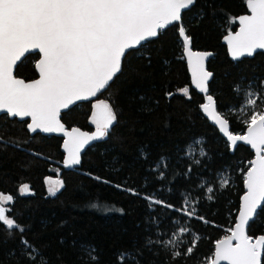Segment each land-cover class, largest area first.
<instances>
[{
  "label": "trees",
  "instance_id": "16d2710c",
  "mask_svg": "<svg viewBox=\"0 0 264 264\" xmlns=\"http://www.w3.org/2000/svg\"><path fill=\"white\" fill-rule=\"evenodd\" d=\"M246 13L244 0H196L183 14L192 50L212 55L207 63L212 73L209 94L233 134L245 133L240 108L250 86L264 88V53L232 62L221 42L238 27L231 21ZM129 52L122 72L95 99L109 102L117 120L108 137L85 151L76 169L63 168L61 138L31 136L27 120L0 116V193L14 197L8 215L48 264H121V253H131L139 264H207L215 241L229 235L235 224L252 151L238 145L230 152L204 117V97L190 85L174 26ZM36 59L29 54L17 65L15 76L34 80ZM186 87L188 96L183 94ZM95 100L62 113V123L92 132L89 118ZM47 177L63 181L55 195L47 194ZM224 180L229 181L227 187H221ZM24 184L29 191L21 195ZM208 187L214 192L208 193ZM153 199L173 207L150 208ZM185 199L196 208V218L183 215ZM180 227H187L190 235H181ZM247 231L254 238L264 234V205ZM149 238L171 239L181 257L172 260L170 253L176 249L148 245ZM20 240L18 232L8 236L0 231V264H29L21 256ZM188 241L195 250L185 256ZM86 249H94V260ZM135 261L125 259L123 264Z\"/></svg>",
  "mask_w": 264,
  "mask_h": 264
},
{
  "label": "snow or ice",
  "instance_id": "6c2138e0",
  "mask_svg": "<svg viewBox=\"0 0 264 264\" xmlns=\"http://www.w3.org/2000/svg\"><path fill=\"white\" fill-rule=\"evenodd\" d=\"M244 3L247 14L234 18L231 23L238 24V29L228 31L224 37L233 60L253 57L258 50H264V0H244ZM195 4L196 0H0V113L22 120L30 118L27 128L32 133L38 130L63 133L67 154L63 165L65 168L79 165L85 145L108 137L117 116L109 102L95 100L90 120L95 131L89 134L79 128L67 130L60 119L61 111L78 101L96 98L122 72L126 53L131 54L129 50L139 51L145 42L174 26L182 58L186 59L191 72V83L205 94L206 102L200 106L203 114L218 126L233 149L238 142H243L255 154L244 173L246 193L238 218L229 229L230 235L215 241L207 264H262L264 234L254 238L247 228L264 205V88L252 90L250 86L242 100L244 106L240 108L246 117L243 120L246 132L233 134L228 119L217 111L214 97L208 94L212 73L206 70L205 61L211 53L193 51L191 37L183 25V14ZM26 54L37 57L38 78L31 82L14 75L18 62L28 58ZM183 94L189 95L187 87ZM258 101L262 104L259 108ZM159 178H164L163 172ZM45 182L51 195L64 186L59 179ZM228 183L224 180L221 187H227ZM28 191L27 184L19 189L21 195ZM207 192L211 194L214 189L208 187ZM132 194L138 195L134 191ZM208 199L213 196L209 195ZM13 202L12 195L0 193V231L8 236L14 232L21 234V256L29 264H48L39 249L23 237L24 228L8 215L12 211L8 205ZM153 204L173 207L159 199L150 200L149 207ZM184 204L187 208L183 215L196 218V208L188 199ZM179 232L183 236L190 235L187 227H180ZM146 243L163 244L165 250L169 246L176 249L170 253L172 260L182 255L179 245L171 239L153 241L149 238ZM194 250L195 244L188 241L183 255L189 256ZM85 252L90 260L95 259L94 249ZM119 259L121 264L125 259L135 261L131 253H121Z\"/></svg>",
  "mask_w": 264,
  "mask_h": 264
},
{
  "label": "water",
  "instance_id": "95a60500",
  "mask_svg": "<svg viewBox=\"0 0 264 264\" xmlns=\"http://www.w3.org/2000/svg\"><path fill=\"white\" fill-rule=\"evenodd\" d=\"M247 14V13H246ZM237 26H238V24H237ZM237 29H238V27H237ZM236 29V30H237ZM225 37V36H224ZM224 37L222 38V44L226 47V50H227V54H228V57H229V59L232 61V62H237V61H240V60H233L232 58H231V56H230V54H229V52H228V48H227V45H226V43L224 42ZM146 43V42H145ZM130 51V50H129ZM194 51V50H193ZM200 52V51H199ZM204 53H207V52H204ZM257 53H264V50H258L257 51ZM256 53V54H257ZM27 56L29 55V54H26ZM211 56L212 55H209L208 57H207V59H206V61H205V68H206V70H207V63H208V61H209V59L211 58ZM245 58H252V57H245ZM184 59V62H185V64H186V69H187V73H188V75H189V78H190V85H191V87H192V89H194L199 95H202L203 97H204V95L205 94H203V93H200L199 92V90H197V89H195V87L192 85V83H191V72H190V70H189V68H188V66H187V62H186V59L185 58H183ZM243 59V58H242ZM22 60H23V58H22ZM20 62H18V64H19ZM35 72H36V70H35ZM14 75H15V71H14ZM18 78V77H17ZM38 78V73L36 72V78L35 79H37ZM32 81V80H31ZM31 81H26V82H31ZM211 81V78L209 79V81H208V85H209V82ZM104 91V90H103ZM102 91V92H103ZM209 94V93H208ZM99 95V94H98ZM97 98V97H96ZM96 98H93L92 100H89V101H93V100H95ZM82 102H88V101H78L75 105H71L68 109H64V110H62L61 111V114L62 113H64V112H66V111H68L69 109H71V108H73L74 106H76L77 104H79V103H82ZM204 102H206L205 100H204ZM203 113V112H202ZM1 115H7L6 113H0V116ZM204 115V114H203ZM204 117L206 118V119H208L205 115H204ZM9 119H17L18 121H28V123H30L31 121H30V118H25V119H20V118H13V117H9ZM60 119H61V116H60ZM208 121L217 129V131L219 132V134L221 135V137H223L225 140H226V142H227V138L226 137H224L223 136V134L219 131V128H218V126H216L212 121H210L209 119H208ZM62 122V121H61ZM65 128L67 129V130H71L72 128H76V127H72V128H67L66 126H65ZM26 129H27V131H28V133L31 135V136H33V135H35V134H40V135H43V136H55V137H58V138H61L62 139V143H61V151H62V153H63V161H64V159L66 158V152L64 151V147H63V144H64V140L66 139L65 137H64V135H63V133H61V132H55V133H44V132H40L39 130L37 131V132H35V133H32V132H30L29 130H28V128H27V125H26ZM81 130V129H80ZM81 131H83V130H81ZM95 131V129L92 131V132H87V133H89V134H91V133H93ZM83 132H86V131H83ZM245 132H246V130H245ZM99 141V140H98ZM98 141H92V142H90L88 145H85V147H84V149L82 150V152H81V157H82V155L85 153V151L89 148V147H91L94 143H96V142H98ZM228 143V142H227ZM229 144V143H228ZM238 145H244V146H246V147H249V149L252 151V153H253V159L255 158V154H254V150H252L251 148H250V146H248V145H245V144H243V142H238V144H237V146ZM237 146L235 147V149L237 148ZM229 148H230V152H234V150L235 149H233V147L229 144ZM81 163V162H80ZM80 166V164L79 165H75V166H73V167H71V168H65L64 167V165H63V168L65 169V170H71V169H76V168H78ZM243 189H244V193L242 194V196H241V198H240V204H239V209H240V205H241V202H242V197L244 196V194L246 193V188H245V186H244V184H243ZM263 206V205H262ZM262 208V207H261ZM260 210H258V212H259ZM238 214H239V210H238V213H237V215H236V218H235V222H236V220H237V218H238ZM255 219V218H254ZM251 223V222H250ZM233 227H234V225H233ZM248 229V228H247ZM230 235V234H229ZM235 243V242H234Z\"/></svg>",
  "mask_w": 264,
  "mask_h": 264
},
{
  "label": "rangeland",
  "instance_id": "374dc122",
  "mask_svg": "<svg viewBox=\"0 0 264 264\" xmlns=\"http://www.w3.org/2000/svg\"><path fill=\"white\" fill-rule=\"evenodd\" d=\"M94 102H95V101H94ZM94 102H93V103H94ZM90 120H91V117L89 118V124H91ZM91 125H92V128H95V126H94L93 124H91ZM48 179L56 180V179H59V178L47 177V178H45V181L48 180ZM59 180H60V179H59ZM45 181H44V182H45ZM45 186H46L47 194H48V195H51V194H49V191H48L49 185H48L46 182H45ZM60 190H61V188L59 189V191H60ZM59 191H57L56 193H58ZM56 193H55V194H56Z\"/></svg>",
  "mask_w": 264,
  "mask_h": 264
}]
</instances>
